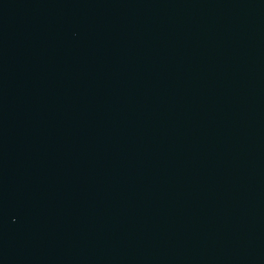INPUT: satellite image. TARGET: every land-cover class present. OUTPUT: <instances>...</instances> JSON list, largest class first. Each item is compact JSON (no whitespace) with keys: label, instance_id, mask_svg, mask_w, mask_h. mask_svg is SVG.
Wrapping results in <instances>:
<instances>
[{"label":"water","instance_id":"obj_1","mask_svg":"<svg viewBox=\"0 0 264 264\" xmlns=\"http://www.w3.org/2000/svg\"><path fill=\"white\" fill-rule=\"evenodd\" d=\"M0 264H264V0H0Z\"/></svg>","mask_w":264,"mask_h":264}]
</instances>
